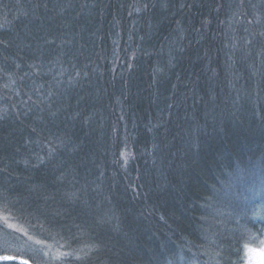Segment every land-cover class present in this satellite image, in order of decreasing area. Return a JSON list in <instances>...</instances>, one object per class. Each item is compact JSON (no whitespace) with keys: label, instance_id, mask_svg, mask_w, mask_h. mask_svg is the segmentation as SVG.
<instances>
[{"label":"trees","instance_id":"16d2710c","mask_svg":"<svg viewBox=\"0 0 264 264\" xmlns=\"http://www.w3.org/2000/svg\"><path fill=\"white\" fill-rule=\"evenodd\" d=\"M261 33L262 0H0V254L43 264L3 250L24 228L90 257L47 264H243Z\"/></svg>","mask_w":264,"mask_h":264},{"label":"rangeland","instance_id":"374dc122","mask_svg":"<svg viewBox=\"0 0 264 264\" xmlns=\"http://www.w3.org/2000/svg\"><path fill=\"white\" fill-rule=\"evenodd\" d=\"M249 169H247L248 171ZM237 184L239 185V182H237ZM259 184V182H258ZM258 186V185H257ZM241 187L243 188V185L241 184ZM228 190V189H227ZM245 193V194H244ZM243 193V197L242 200L243 202H245L246 204V210L249 214V217H244L246 219H248L252 225L257 224V227L254 226H247V227H243L239 228L240 225H238L239 223L237 222L238 219L240 218V216H237V212L238 210L241 208V202L240 200H237L236 202L233 201H225L226 204H228L227 206V215L229 217H236V221L234 220H230L229 217L227 216V229H229L230 231H236L237 229L242 230L240 231V233L243 234V236L245 237L244 239V243L242 242L241 248L243 251V255H244V261L243 264H264V204L261 203L260 199L257 198L256 203L252 204L251 201H246L244 199V197L246 196V192ZM257 204V207H256ZM219 210V211H218ZM216 213H218L220 215V217L223 219L224 218V213L221 212V209H217ZM235 223H237V227L236 225H234ZM257 228V231H255L254 229ZM19 229V234H17L16 239H18L19 241H15L13 242V245H16L14 247L12 246H8V247H3V250H5L6 252H8L7 249H12L15 251H24L27 253H31L34 255L35 254H39L41 255V258L43 260V264H47V263H51L49 261H58L61 260L63 258V256L61 255V253H65L63 246L62 245H55L51 242H42L40 244H37L35 240L31 239L30 236H28L27 238L23 237V235L21 233H25L24 232V228H17ZM206 232V231H205ZM247 239V240H246ZM0 240L1 241H5L6 240L0 236ZM12 242H9V245H12ZM43 245H46V247H44ZM34 252V253H33ZM182 255H180L181 257ZM18 261L22 264H34L32 261H30L29 259L26 258H22L19 256H14V255H10V254H0V261ZM46 260V261H45ZM181 262H183L182 264H186V258H184L182 256V258H180ZM188 264H200L199 261H191Z\"/></svg>","mask_w":264,"mask_h":264},{"label":"snow or ice","instance_id":"6c2138e0","mask_svg":"<svg viewBox=\"0 0 264 264\" xmlns=\"http://www.w3.org/2000/svg\"><path fill=\"white\" fill-rule=\"evenodd\" d=\"M262 2H264V0H262ZM261 35H264V33H261ZM256 168L257 166L253 165L252 166L253 170L248 172L247 176H245V172L247 170L240 168L239 176L237 177V179L242 183L244 192L248 194L244 197L246 201H251L252 204H255L257 198H259L261 203L264 204V161H262L261 164L258 166L259 168L258 172L255 170ZM257 181L259 182L258 186H257ZM75 195H76L75 193L70 194V196L73 198L75 197ZM209 199H211V197H209ZM9 227H11V225H9ZM23 237L27 238L28 233L27 232L23 233ZM37 243H41V242L37 241ZM43 246L46 247V245ZM61 255L65 259L74 257L78 261H83L90 258L87 254L85 255V257L77 256L75 255V253H71V254L61 253Z\"/></svg>","mask_w":264,"mask_h":264}]
</instances>
